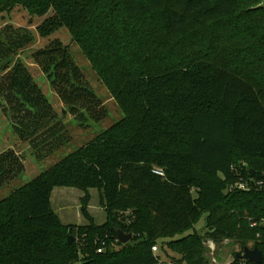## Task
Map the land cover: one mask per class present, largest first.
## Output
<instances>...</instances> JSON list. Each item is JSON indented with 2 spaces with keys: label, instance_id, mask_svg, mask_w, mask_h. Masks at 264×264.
I'll use <instances>...</instances> for the list:
<instances>
[{
  "label": "trees",
  "instance_id": "1",
  "mask_svg": "<svg viewBox=\"0 0 264 264\" xmlns=\"http://www.w3.org/2000/svg\"><path fill=\"white\" fill-rule=\"evenodd\" d=\"M259 4L0 0V15L20 6L41 19L35 28L40 40L65 29L122 115L0 201V264H159L152 252L157 242H165L179 264H206L204 240L194 232L202 216L207 238L231 240L240 250L256 248L264 264V10L255 9ZM33 43L25 28L0 29V111L42 163L67 146L69 137L26 66L16 60ZM31 59L80 129L107 118L60 40H50ZM24 173L13 149L0 153V190ZM239 181L249 190L228 192ZM56 188L82 192L85 226L62 225L50 202ZM90 190L97 191L106 217L100 226L87 211ZM116 230L127 231L131 241L121 245ZM232 264L250 263L234 256Z\"/></svg>",
  "mask_w": 264,
  "mask_h": 264
},
{
  "label": "rangeland",
  "instance_id": "2",
  "mask_svg": "<svg viewBox=\"0 0 264 264\" xmlns=\"http://www.w3.org/2000/svg\"><path fill=\"white\" fill-rule=\"evenodd\" d=\"M41 19L34 17L27 9H24L20 6L15 7L10 12H6L0 15V29L5 25H12L14 27H20L27 29L34 37V43L23 51H21L16 58V60L23 63L34 81L40 87L42 93L45 95L49 103L52 105L54 111L65 124L67 135L69 137V143L67 146L63 147L57 154L50 156L42 163H36L31 150L29 149L26 143L20 142L16 136L13 134L7 120L2 115L0 111V153L6 151L7 149H13L16 154L22 159L25 173L22 179H16L6 185L3 189L0 190V201L10 195L15 189L24 185L25 183L30 182L35 177H37L41 172L47 170L52 165L61 160L65 155L70 152L85 146L87 143L92 141L101 131L108 129L111 125L121 119L122 115L117 105L113 99L108 94L107 90L98 80L94 70L87 62L84 55L81 53L80 49L76 46L75 43L71 41V38L68 32L65 29H62L56 32L47 40H40L35 33L36 26L41 22ZM58 39L65 46H67L74 62L80 68L84 74L87 82L89 83L91 89L96 93L100 98L103 106L108 112L107 118L98 125H90L88 129L82 130L77 124L73 121L72 117L65 111V108L62 106L56 95L50 89L48 82L45 77L41 74L40 70L33 64L31 55L34 51L45 46L50 40ZM62 111L65 112L64 117L62 118ZM65 190L68 195L82 194V192L75 189L68 188H56L54 189L53 197L57 191ZM98 196L97 191L93 190ZM75 196H73L74 198ZM51 202V200H50ZM68 208H65V212L69 214V217L63 220V223H72L74 219L75 203L73 199L67 200ZM52 210L55 214L61 215L59 208L53 201L51 205ZM97 211V209H96ZM99 214V211H97ZM102 216V217H101ZM103 218V219H102ZM104 215H97L95 223L97 225L103 224ZM193 231L188 232L186 235L192 233ZM194 232L204 240V253L203 258L206 260V264H232L234 261V256L240 252L239 247L231 240H222L214 241L206 237L207 233V222L206 216H202L200 221L194 226ZM127 234V231H126ZM77 239V236H76ZM117 241V240H116ZM115 242L112 243V248L118 250L115 246ZM157 251L155 255L160 258L159 264H179L180 258L172 254L168 248L165 246V242L156 243ZM250 249V246L248 247Z\"/></svg>",
  "mask_w": 264,
  "mask_h": 264
},
{
  "label": "crops",
  "instance_id": "3",
  "mask_svg": "<svg viewBox=\"0 0 264 264\" xmlns=\"http://www.w3.org/2000/svg\"><path fill=\"white\" fill-rule=\"evenodd\" d=\"M68 189H72V188H68ZM53 192H54V190L52 191L51 195L53 194ZM73 196H75V197L73 198ZM82 196L83 195H81V194L68 195L65 190H60V191L58 190L56 192V194L54 195V200H53V197H51V199H50L51 205L53 204V201H54L56 206L59 208V212H61V215H57V214L56 215L60 219L62 225H64V226H77V227H82V226L86 225V222L83 220V218L81 217V214H80V203L79 202H80V199L82 198ZM89 196H90V201H89L88 207H87V211H88L89 215L93 218V221L95 223L96 216L103 214L104 215L103 224H104V222L106 221V217H105L103 210L99 207L98 196H96V194L93 190L89 191ZM71 199H73V203H75L76 212L74 213V219H73L72 223L66 224V223H63V220L67 219L69 217V214L64 213L65 212L64 209L68 208L67 200H71ZM96 209H97V211H99V214L97 213ZM95 225H97V224L95 223ZM98 226H100V225H98Z\"/></svg>",
  "mask_w": 264,
  "mask_h": 264
},
{
  "label": "water",
  "instance_id": "4",
  "mask_svg": "<svg viewBox=\"0 0 264 264\" xmlns=\"http://www.w3.org/2000/svg\"><path fill=\"white\" fill-rule=\"evenodd\" d=\"M255 9H263L264 10V0H260V4L255 8ZM65 112L62 111V118L64 117ZM122 222H125V218L122 219ZM115 235H116V239L117 241L121 244V245H126L127 243H129L132 239V235L131 234H124L122 233L120 230H116L115 231ZM74 243V239L71 236L67 237V244L71 245ZM235 258L237 260H241L250 264H261L262 260H263V256L262 253L256 249H248L245 248L243 250H241L240 252H238L235 255Z\"/></svg>",
  "mask_w": 264,
  "mask_h": 264
},
{
  "label": "built area",
  "instance_id": "5",
  "mask_svg": "<svg viewBox=\"0 0 264 264\" xmlns=\"http://www.w3.org/2000/svg\"><path fill=\"white\" fill-rule=\"evenodd\" d=\"M153 174L157 175V176H160L162 177L163 174L160 170H155L153 171ZM233 190H237V191H242V192H246L248 191V187L245 183H243L242 181H239L237 182L236 184H234L233 186H231L229 189H228V192H232ZM262 223L264 224V220L262 221ZM256 227V224H251V228H255ZM157 251V248L156 247H153L152 248V252L155 253ZM97 253H101V250H98Z\"/></svg>",
  "mask_w": 264,
  "mask_h": 264
}]
</instances>
